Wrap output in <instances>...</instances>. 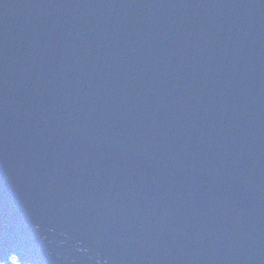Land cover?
Listing matches in <instances>:
<instances>
[{
    "label": "water",
    "instance_id": "obj_1",
    "mask_svg": "<svg viewBox=\"0 0 264 264\" xmlns=\"http://www.w3.org/2000/svg\"><path fill=\"white\" fill-rule=\"evenodd\" d=\"M264 264V0H0V262Z\"/></svg>",
    "mask_w": 264,
    "mask_h": 264
},
{
    "label": "rangeland",
    "instance_id": "obj_2",
    "mask_svg": "<svg viewBox=\"0 0 264 264\" xmlns=\"http://www.w3.org/2000/svg\"><path fill=\"white\" fill-rule=\"evenodd\" d=\"M10 261L12 263H7V264H23V263H19V262L15 261V259L14 260L13 259H10Z\"/></svg>",
    "mask_w": 264,
    "mask_h": 264
},
{
    "label": "clouds",
    "instance_id": "obj_3",
    "mask_svg": "<svg viewBox=\"0 0 264 264\" xmlns=\"http://www.w3.org/2000/svg\"><path fill=\"white\" fill-rule=\"evenodd\" d=\"M2 263H5V262H2Z\"/></svg>",
    "mask_w": 264,
    "mask_h": 264
}]
</instances>
